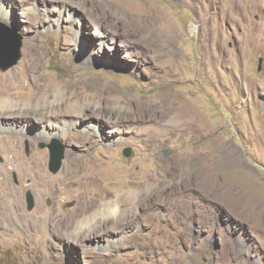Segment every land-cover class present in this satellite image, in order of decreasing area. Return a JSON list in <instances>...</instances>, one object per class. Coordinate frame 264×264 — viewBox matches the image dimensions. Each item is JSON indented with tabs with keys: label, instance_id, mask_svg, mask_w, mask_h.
<instances>
[{
	"label": "rangeland",
	"instance_id": "374dc122",
	"mask_svg": "<svg viewBox=\"0 0 264 264\" xmlns=\"http://www.w3.org/2000/svg\"><path fill=\"white\" fill-rule=\"evenodd\" d=\"M13 2L0 25L21 58L0 69V99L28 108L35 65L56 92L95 86L78 89L77 125L98 130L46 138L34 117L0 132V264H264V0H35L25 13ZM109 201L116 213L98 212Z\"/></svg>",
	"mask_w": 264,
	"mask_h": 264
},
{
	"label": "bare ground",
	"instance_id": "6f19581e",
	"mask_svg": "<svg viewBox=\"0 0 264 264\" xmlns=\"http://www.w3.org/2000/svg\"><path fill=\"white\" fill-rule=\"evenodd\" d=\"M13 1L14 0H0V21H2L3 23H5L7 25L10 24L12 22V20H14L15 15H16L17 9L15 10V8L18 5H16ZM19 1H20V5H19L18 9H20V12H23V13H25L26 11L35 10V9L40 7L39 5H38L39 7H37V6H34L33 4H31L35 0H19ZM233 4L236 7L240 6L239 1H235ZM47 7H50V8L49 9L44 8L42 10H43V13L45 14V16L49 17L51 19V22H52L53 19H55V17H54L55 3H54V5L47 6ZM60 12L62 13V12H64V10H60ZM71 15L68 14L67 16H69V18L72 21L74 18H72ZM60 17H62V16L60 15ZM39 20H41V18H39ZM76 36H78V35L76 34ZM81 47H82L83 51H85V49H84L85 47L83 46V44H81ZM31 52H32L31 47H26V49H25L26 55L30 56ZM32 57H33V55H32ZM35 72H36V67H35V65H33V71L31 74H29V77L33 79L31 82V84H32V90H31L32 100H30V101L27 100L28 101L27 102L28 108H26L24 105L26 103L25 98H21L20 96H17L19 94H16L15 96H13L11 98L8 97L5 99H0V132L9 131V130H11V132L13 130L14 131L16 130L18 132L20 131V133L26 132V131H28L29 126L25 125V123H27V121H29L30 119H34V117H35V118H38L36 120H39V123L44 124L45 126L44 127H38L37 130L33 129L34 135H38V136H42V137H46V138L47 137H50V138L51 137H58V135L60 134L61 131H64L65 128L75 127L78 123L77 121L80 118L84 117V115L82 114V110H81L83 105H82V102L80 101V100H82L81 99L82 97H80L78 95L79 94L78 89L82 90L83 92L89 91V90L91 92H94V90H95L94 85H89V86L85 85L84 86L83 84L78 83V84H74V85L64 86L62 92L59 93V92L54 91L51 80L50 81H49V79L47 80L45 78V74H39L38 75ZM17 74H18L17 71L15 69H13V70H10L6 74V76L15 77ZM26 75H28V74H26ZM0 79L3 82V80H5V77H2ZM11 90L14 91L13 89H11ZM12 91H8V92H12ZM69 91H71V92H69ZM54 97L57 98L58 100L60 99V103L59 104L57 103V105H55V106L54 105L51 106V104H52L51 100ZM79 98H80V100H79ZM66 111H67V113L74 115L76 118L75 119L72 118V119L64 120V121L60 120L59 112L62 113V112H66ZM82 125L78 124L75 128H77L79 126V131H81V132H96L98 130V127L93 122H88L86 125H83V126ZM26 126H27V129H26ZM4 145L7 146L6 149L10 150L9 153L11 151L15 152V153L17 152L15 145H12L11 143L10 144L9 143L4 144ZM34 163H36V165H34L35 168L41 170V171H39L41 173L43 171V168L45 165V159L41 158L39 161H36ZM37 163H40V164H37ZM32 165H33V163H32ZM89 174H90V170H88V173L85 175V177H82L81 179L82 180L84 179V181H89V182L93 181L94 180V177H93L94 172L92 171L91 174L90 175ZM43 183H46V181H44ZM3 185H5V184H3ZM6 192L8 193V191H6ZM6 196H8L7 198L10 199L11 197H13V194H11V193L8 195L6 194ZM3 200L0 202V205L3 203ZM116 209L117 208H115V206L109 201L105 205V207L98 212H103V211L106 212L107 210H110V211L116 213ZM93 216H95V215H93ZM83 223H84V220L83 219L80 220L77 217H75V220H71L69 222V224H75V228H77V229H80L82 227ZM69 228H70V225H69ZM92 229L93 228L89 229L86 233L88 234V232H90Z\"/></svg>",
	"mask_w": 264,
	"mask_h": 264
},
{
	"label": "water",
	"instance_id": "95a60500",
	"mask_svg": "<svg viewBox=\"0 0 264 264\" xmlns=\"http://www.w3.org/2000/svg\"><path fill=\"white\" fill-rule=\"evenodd\" d=\"M0 48L4 51L5 54V59H1L0 57V69L2 71H6L10 67L16 65V63L20 60L21 43L18 37L9 34V31H7L2 25H0ZM47 149L50 154L48 170L52 174H56L62 167L65 146L57 139H54L49 145H47ZM123 153L125 157H129L131 150L127 148ZM1 161L2 159L0 158V162ZM14 180H16L15 176ZM25 203L27 211H32L35 206V201L30 190L25 193Z\"/></svg>",
	"mask_w": 264,
	"mask_h": 264
},
{
	"label": "flooded vegetation",
	"instance_id": "af4514ba",
	"mask_svg": "<svg viewBox=\"0 0 264 264\" xmlns=\"http://www.w3.org/2000/svg\"><path fill=\"white\" fill-rule=\"evenodd\" d=\"M50 155V154H49Z\"/></svg>",
	"mask_w": 264,
	"mask_h": 264
}]
</instances>
